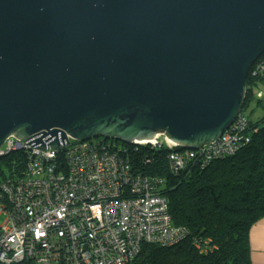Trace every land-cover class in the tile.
I'll return each mask as SVG.
<instances>
[{
	"label": "water",
	"instance_id": "obj_1",
	"mask_svg": "<svg viewBox=\"0 0 264 264\" xmlns=\"http://www.w3.org/2000/svg\"><path fill=\"white\" fill-rule=\"evenodd\" d=\"M264 55V0H0V149L216 143Z\"/></svg>",
	"mask_w": 264,
	"mask_h": 264
},
{
	"label": "built area",
	"instance_id": "obj_2",
	"mask_svg": "<svg viewBox=\"0 0 264 264\" xmlns=\"http://www.w3.org/2000/svg\"><path fill=\"white\" fill-rule=\"evenodd\" d=\"M255 74L264 75V57ZM238 118L205 148L209 153L233 152L242 140L235 132ZM161 140L175 147L165 134L143 145L160 147ZM61 148L43 150L11 137L0 149V156L29 157L27 173L0 188V264H128L142 243L164 246L177 239L165 199L152 193V178L131 177L108 145L100 152L89 140L65 153ZM170 156L179 171L190 153Z\"/></svg>",
	"mask_w": 264,
	"mask_h": 264
},
{
	"label": "trees",
	"instance_id": "obj_3",
	"mask_svg": "<svg viewBox=\"0 0 264 264\" xmlns=\"http://www.w3.org/2000/svg\"><path fill=\"white\" fill-rule=\"evenodd\" d=\"M255 66L247 79L243 109L255 102L262 115L252 120L241 112L237 128L242 140L231 153L187 150L190 156L184 168L176 171L170 155L186 149L170 148L164 140L160 147L89 140L99 152L98 148L108 145L105 150L126 162L131 177L154 180L152 193L165 199L171 225L178 231L171 244L142 243L128 264H253L251 234L264 219V88L257 90L264 75L255 74ZM79 144L71 140L59 152ZM28 162L23 152L0 156V188L26 174Z\"/></svg>",
	"mask_w": 264,
	"mask_h": 264
},
{
	"label": "crops",
	"instance_id": "obj_4",
	"mask_svg": "<svg viewBox=\"0 0 264 264\" xmlns=\"http://www.w3.org/2000/svg\"><path fill=\"white\" fill-rule=\"evenodd\" d=\"M251 248L253 264H264V219L253 228Z\"/></svg>",
	"mask_w": 264,
	"mask_h": 264
},
{
	"label": "rangeland",
	"instance_id": "obj_5",
	"mask_svg": "<svg viewBox=\"0 0 264 264\" xmlns=\"http://www.w3.org/2000/svg\"><path fill=\"white\" fill-rule=\"evenodd\" d=\"M262 87H258L257 90H261L264 88V82L261 83ZM242 111H244V113L246 114V116H249L252 120H257L258 118L261 117L262 115V110L261 108L256 105L255 102H253L248 108H246L245 110L243 109ZM237 136H239L238 133H236ZM161 137V136H160ZM209 145L202 147L199 150L208 148ZM5 220V216H0V223L4 222Z\"/></svg>",
	"mask_w": 264,
	"mask_h": 264
},
{
	"label": "clouds",
	"instance_id": "obj_6",
	"mask_svg": "<svg viewBox=\"0 0 264 264\" xmlns=\"http://www.w3.org/2000/svg\"><path fill=\"white\" fill-rule=\"evenodd\" d=\"M263 57H264V55L260 58V60H261ZM260 60H259V61H260ZM259 61H258V62H259ZM256 64H257V63H256ZM256 64H255V65H256ZM255 65H254V66H255ZM254 66H253V67H254ZM251 70H252V69H251ZM75 142H76V141H75ZM175 147H178V146H175ZM186 150H187V149H186Z\"/></svg>",
	"mask_w": 264,
	"mask_h": 264
}]
</instances>
